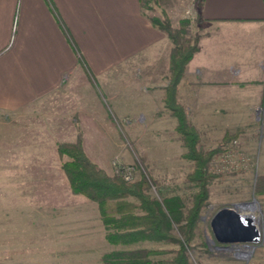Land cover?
<instances>
[{"label": "crops", "instance_id": "crops-1", "mask_svg": "<svg viewBox=\"0 0 264 264\" xmlns=\"http://www.w3.org/2000/svg\"><path fill=\"white\" fill-rule=\"evenodd\" d=\"M147 1L0 0V152L57 154L58 120L67 136L73 95L76 112L88 116L92 101L106 115L97 84L107 78L117 118L171 119L163 102L171 44L151 23ZM157 2L172 25L191 11L201 34L176 92L200 142L221 140L256 112L264 122V0ZM46 122L49 143L41 140Z\"/></svg>", "mask_w": 264, "mask_h": 264}, {"label": "rangeland", "instance_id": "rangeland-1", "mask_svg": "<svg viewBox=\"0 0 264 264\" xmlns=\"http://www.w3.org/2000/svg\"><path fill=\"white\" fill-rule=\"evenodd\" d=\"M145 6L150 9V20H167L171 24L157 0H149ZM184 16L177 25L171 24L172 27L187 20L189 33L200 38L195 19ZM104 83V88L97 84L98 100L106 111L104 118L95 112L97 106L92 101L88 116L76 112L81 106L73 95V121L66 122L68 135L60 136L66 127L63 120H58V144L80 140L87 158L105 173L115 175L119 167L129 168L128 181L146 178L152 199L177 197L185 215L197 187L187 178L193 164L182 157L186 150L173 127L175 117L170 112L171 119L165 123L143 118L119 119L114 112L113 82L107 78ZM64 108L58 105V117ZM257 116L256 112L238 129L227 132L237 135L225 143L226 134L219 141L202 138L200 142L199 137L202 149L221 145L223 151L210 163V170L217 176L208 185V205L196 222L187 250L190 264H264V193L255 192L257 177L264 176V122L256 120ZM48 123H44L41 131V140L45 143H49V137H45ZM161 123L165 124L164 130L159 128ZM11 139L17 140V137ZM4 148L0 140V150ZM65 159L48 150L41 154L0 152V264H101L104 253L137 249L165 252L152 256L153 262H166L174 257L178 246L169 240L127 246L108 244L96 204L71 192L61 170ZM127 201L136 203L130 198ZM223 208L233 209L242 217L252 216L250 220L257 228L252 242L220 244L215 240L210 223ZM174 228L173 234L182 239L176 225Z\"/></svg>", "mask_w": 264, "mask_h": 264}, {"label": "trees", "instance_id": "trees-1", "mask_svg": "<svg viewBox=\"0 0 264 264\" xmlns=\"http://www.w3.org/2000/svg\"><path fill=\"white\" fill-rule=\"evenodd\" d=\"M151 23L164 32L171 42L169 84L165 88L163 102L176 119L175 131L186 150L182 157L193 164L187 178L195 183L197 192L183 215L182 202L177 197L161 201L152 199L148 194L150 182L146 178L130 182L119 173L108 175L87 158L80 140L59 143L57 153L66 158L61 163V170L68 186L73 194L96 204L105 231L104 240L108 244L127 246L143 241L169 240L178 246L174 257L166 262L151 260L152 256L165 253L163 251L137 249L104 253L100 257L101 264H190L187 250L194 237L196 222L208 205V185L217 176L210 170V163L214 156L223 151L221 145L210 150L202 149L196 128L176 100L177 85L187 64L199 50L200 38L189 33L187 20H182L176 28L167 20H151ZM236 135L226 134L223 142ZM255 192L264 193V176L257 177ZM128 198L136 203L127 201ZM174 225L182 239L173 234Z\"/></svg>", "mask_w": 264, "mask_h": 264}, {"label": "water", "instance_id": "water-1", "mask_svg": "<svg viewBox=\"0 0 264 264\" xmlns=\"http://www.w3.org/2000/svg\"><path fill=\"white\" fill-rule=\"evenodd\" d=\"M210 225L215 240L220 244L249 243L254 239L250 228L242 224L241 217L233 209L217 211Z\"/></svg>", "mask_w": 264, "mask_h": 264}, {"label": "bare ground", "instance_id": "bare-ground-1", "mask_svg": "<svg viewBox=\"0 0 264 264\" xmlns=\"http://www.w3.org/2000/svg\"><path fill=\"white\" fill-rule=\"evenodd\" d=\"M241 219H242V224L245 226V227H248L250 228V231L254 234V238L256 237L257 235V228L255 225L252 224V221L250 220V218H252V216L250 215H246L244 217L240 216Z\"/></svg>", "mask_w": 264, "mask_h": 264}, {"label": "built area", "instance_id": "built-area-1", "mask_svg": "<svg viewBox=\"0 0 264 264\" xmlns=\"http://www.w3.org/2000/svg\"><path fill=\"white\" fill-rule=\"evenodd\" d=\"M187 15H188L187 18H189L191 20L192 19L191 18V14L190 13H187ZM233 144H235V142H233ZM118 172H119V174H121L123 176V178L125 180H127V181L130 180L131 170L129 168L124 169V168H120L119 167Z\"/></svg>", "mask_w": 264, "mask_h": 264}]
</instances>
